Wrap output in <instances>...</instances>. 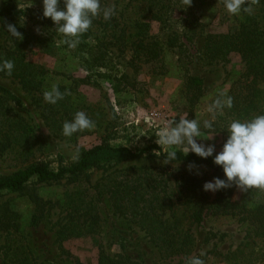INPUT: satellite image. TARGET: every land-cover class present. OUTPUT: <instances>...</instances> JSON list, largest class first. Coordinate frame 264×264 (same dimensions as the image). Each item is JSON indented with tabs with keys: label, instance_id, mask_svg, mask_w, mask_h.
Here are the masks:
<instances>
[{
	"label": "trees",
	"instance_id": "obj_1",
	"mask_svg": "<svg viewBox=\"0 0 264 264\" xmlns=\"http://www.w3.org/2000/svg\"><path fill=\"white\" fill-rule=\"evenodd\" d=\"M142 2L153 19L160 18L159 12L163 7L169 3L173 5V0ZM245 6L252 7L251 15L242 11L244 17L237 27L206 33L202 45V55L211 62L227 61L228 55L235 53L243 64L242 71L227 92L232 97L233 106L225 109L219 119L220 129L226 138L227 132L223 129L231 120H247L264 114V13L261 14L264 12V0H247ZM42 10L8 1L0 4V58L12 60L15 65L11 76L0 74L16 79L28 90H39L50 73L58 74L28 55L27 37L38 41L44 37L48 40L45 46L49 42L60 43L62 39L51 19L43 17ZM194 22L199 23L197 18ZM9 24L21 33L20 39L6 31ZM148 30L149 23L144 20H135L130 25L120 23L114 16L109 21L96 17L90 29L80 37L76 48L61 46L82 62L84 70L90 73L88 77H91L94 71L111 69L109 45L112 44L121 51L128 49L133 66L158 60L164 44L149 36ZM180 36L177 30L170 31L165 44L168 48H177L185 56L187 49ZM183 84L191 105L198 102L204 90L203 79L186 74ZM5 90L0 87L1 92L6 93ZM8 101L9 98L0 93V162L14 159L24 166L8 174L0 173V194L22 192L31 180L46 183L65 180L66 184H70L71 187L64 193V215L57 228L59 246L67 240L98 234L100 217L97 203L106 195L114 212L144 230L162 257L180 256L183 259L180 264H185L186 257L200 254L194 252L196 239L191 230L193 224H199L206 214L237 215L248 222L252 232L249 239L226 252L211 249L201 258L205 264L209 255L225 264H264V198L248 206L232 198L237 189L234 186L216 192L204 191L202 185L206 181H211L213 177L223 178L222 169L213 163L211 157L204 159L192 152L183 155L182 151H178L175 161L164 163L163 150H158L157 154L153 152L157 147L155 144L134 150L127 146L100 143L82 151L78 161L53 167L50 162L40 159L44 150L42 135L36 133L28 118L14 113ZM145 156L155 157L159 163L113 168L104 174L122 160ZM191 164H204L209 173L196 174L187 167ZM101 168L102 176L94 184H89V172ZM82 177L86 182L84 184L80 182ZM28 196L34 204L33 217L41 218L48 201L32 191ZM20 224L18 212L8 202H1L0 238L6 237L5 242L0 244L4 264H37L28 245L15 235L20 230ZM8 235L13 237L8 239ZM97 264L138 263L128 254L107 252L98 242Z\"/></svg>",
	"mask_w": 264,
	"mask_h": 264
},
{
	"label": "rangeland",
	"instance_id": "obj_2",
	"mask_svg": "<svg viewBox=\"0 0 264 264\" xmlns=\"http://www.w3.org/2000/svg\"><path fill=\"white\" fill-rule=\"evenodd\" d=\"M4 1L43 8L42 0H0V4ZM142 4V0H101L102 7L115 6L114 17L122 24L131 25L135 20L149 23V36L164 44L156 61L133 66L128 49L121 51L112 44L109 45L111 69L94 71L88 77L90 73L84 70L82 62L58 41L45 46L48 40L44 37L39 41L27 37L29 57L58 74L50 73L39 90L24 89L16 79L0 74V87L7 90L0 93L9 98L12 111L28 118L36 133L42 135L44 150L40 159L50 162L53 167L73 161L71 157L77 146L80 155L82 151L100 143L127 146L134 150L155 144L157 147L153 152L157 154L160 146L156 143L155 133L167 119L174 116L179 119L185 112L188 119L202 121L208 118L205 111L207 104L220 91L228 92L234 85L233 80L242 71L243 64L238 54L231 53L227 61L218 62H211L202 55L206 33L237 27L244 17L242 11L235 16L229 14L222 0H192L189 6L184 1L173 0V5L169 3L160 10V18L153 19L151 12H147ZM58 6L63 8V0ZM98 18L104 20L102 16ZM195 18L198 24L194 22ZM172 30L181 34L180 41L185 43L187 49L185 56L177 48L166 46L167 34ZM98 36L100 38V32ZM186 74L198 75L203 79V94L193 105L188 100L189 95L184 92ZM54 84L59 85L61 92L67 90L70 94L56 104H49L43 99V92ZM77 111H84L95 122V127L65 138L61 132L62 124L71 120ZM220 118H217V132L212 139L196 138L198 143L205 146L215 145L213 155L220 151L226 140V135L220 129ZM158 163L159 160L152 156L122 160L104 174L113 168ZM23 166L14 159H7L0 162V173L8 174ZM187 167L196 174L209 173L204 164ZM102 169L89 172V184H94L102 176ZM80 182L86 183L83 177ZM70 187L65 180L49 183L31 180L22 192L0 194V203L8 202L18 212L21 224L15 235L28 245L37 264H97L98 242L107 252L128 254L138 264L182 263L180 256L162 257L144 230L114 212L106 195L97 203L100 217L98 234L67 240L59 246L57 228L64 215V193ZM31 191L48 201L39 219L33 217L34 204L28 196ZM232 198L250 206L264 198V190L241 192L236 189ZM191 230L196 239L195 253H205L211 249L221 252L233 250L252 234L248 222L237 215L206 214L199 224L192 225ZM12 237L7 236L8 239ZM5 239V236L1 237L0 244ZM208 258L207 264H225L212 258V255ZM0 264H4L1 248Z\"/></svg>",
	"mask_w": 264,
	"mask_h": 264
},
{
	"label": "clouds",
	"instance_id": "obj_3",
	"mask_svg": "<svg viewBox=\"0 0 264 264\" xmlns=\"http://www.w3.org/2000/svg\"><path fill=\"white\" fill-rule=\"evenodd\" d=\"M189 6L192 0H184ZM60 0H42V15L50 18L55 25V31L62 37L60 43L74 49L80 43V37L92 26L93 19L102 16L109 21L115 14V6H101V0H63V8L58 5ZM226 11L231 15H239L241 11L251 15V6H245L247 0H222ZM6 31L10 36L20 39L21 33L16 27L9 24ZM14 62L0 58V73L11 76ZM59 85H52L43 92V99L49 104H56L65 95ZM233 100L227 91H220L217 96L206 106L208 118L201 120L188 119L185 112L179 119L176 116L167 119L155 133L156 143L163 149L164 163L175 161L178 151L183 155L192 152L201 158H212L215 165L223 172V178L213 177L206 181L202 188L204 191L216 192L222 189L235 187L241 192L252 189L264 190V114H258L247 120L233 119L226 128L227 138L219 152L215 155V145L198 143L196 138L212 139L217 132V118L224 115L225 109H231ZM95 122L84 111H77L71 120L62 124V135L72 137L75 133L92 130ZM138 138V137H137ZM80 148L77 146L71 157L78 161ZM191 168V166H190ZM197 174H199L197 172ZM201 252L198 256L186 257L185 264H205Z\"/></svg>",
	"mask_w": 264,
	"mask_h": 264
}]
</instances>
